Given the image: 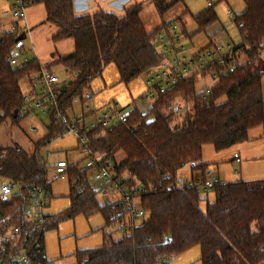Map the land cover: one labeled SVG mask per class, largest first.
I'll list each match as a JSON object with an SVG mask.
<instances>
[{"label": "trees", "instance_id": "1", "mask_svg": "<svg viewBox=\"0 0 264 264\" xmlns=\"http://www.w3.org/2000/svg\"><path fill=\"white\" fill-rule=\"evenodd\" d=\"M154 1L163 14L184 0ZM165 1L169 4H164ZM241 1L244 8L238 14L235 12L233 18L241 40L229 41L234 46L232 58L238 61V67L230 71L229 59L223 65L213 63L218 80L209 92L197 87L196 74L182 76L176 85L158 95L148 113L136 109L125 120L112 119L95 128L84 129L87 147L112 156L116 160L115 172L127 186L141 181L155 189L140 195L145 216L134 234L113 239L111 231L105 229L114 228L115 216L123 217V207L116 202L102 203L98 190L90 183L89 169L68 161L65 174L71 203L62 212L49 215L44 232L57 227L61 220L79 214L99 213L105 221L102 227L104 243L77 250L76 264H167L194 246L201 249L202 264L264 262V179L224 182L212 191L202 192L177 185V174L187 164H191L193 180L206 181L211 166L203 160L206 144L223 151L248 141L252 129L264 127V64L260 57L264 51V0ZM33 2H43L46 21L58 27L52 39L72 38L74 49L65 54H53L49 62L34 58L12 65L8 55L17 44L18 36H11L0 28V125L8 120L20 121L23 114L17 117L12 114L23 108L24 95L28 91L23 88V82L30 89L44 68L53 70L58 65L79 74L60 95L62 113L74 123L75 101L86 103V92H93V80L102 75L108 64H115L119 81L128 84L164 60V53L153 43L162 27L147 31L141 17L142 4L128 8L119 16L105 10L78 15L74 0ZM192 17L197 28L191 34L186 31L190 38L201 32L211 37V32L216 34L225 29L215 5ZM240 23L243 27H239ZM218 26L220 28L213 31ZM213 45L214 42L206 48ZM223 97L226 101L221 102ZM178 101L185 103V110L171 108ZM89 115L86 113V119ZM50 116L49 133L34 143L32 151L19 144L0 145V177L3 181L12 179L19 184L15 193L0 198L2 231L11 224L21 223L26 227L30 223L24 209L30 203L32 188L45 187L51 198L48 162L40 150L63 135L65 126L53 114ZM118 151L124 153L121 160L116 158ZM209 192L215 193L213 201L207 199ZM203 200H207L205 210L200 207ZM44 232L39 256L46 264Z\"/></svg>", "mask_w": 264, "mask_h": 264}, {"label": "rangeland", "instance_id": "2", "mask_svg": "<svg viewBox=\"0 0 264 264\" xmlns=\"http://www.w3.org/2000/svg\"><path fill=\"white\" fill-rule=\"evenodd\" d=\"M0 2H2L0 4V9L2 12H5L8 9V2L2 0ZM137 2L144 6L141 17L148 32L162 27V31L166 33L169 29V23L174 21L181 33V40L189 56L193 55L196 50H200L207 46L209 37L206 33L201 32L192 38L187 36V32L191 34L197 28L192 14H197L204 9V7H207L206 0H184L169 7L163 14L160 13L156 6L157 2L154 0H138ZM163 3L169 4L166 1ZM230 8L238 14L243 10L244 5L241 0H215V10L219 18L223 22L229 18L233 25L237 27L234 19L227 15L228 9ZM10 18L12 19L11 15L8 16L4 14L0 21L2 30L10 29ZM18 22L23 30H26L24 28L26 23L30 29V31L27 32V37L22 40L28 52L29 59L37 58L41 62H49L53 59V54H65L73 51L74 41L72 38L61 41H54L52 39V36L58 31V27L46 21V8L43 2L31 3L27 8L26 18ZM224 39H226L224 41L226 43L230 40L227 35L224 36ZM153 43L155 47L160 50L157 37L153 39ZM24 61L25 60L20 58L19 64ZM53 69L62 77L69 75L62 66L57 65L54 66ZM158 69L159 67L156 66L144 72L132 82L126 84L119 81L120 76L118 69L115 64L110 63L105 67L102 75L93 80L92 90L95 93V98L91 99L88 104L91 107L101 108L109 105L126 107L133 103L135 106L137 104V106L140 107V111L148 113L155 98L144 102L139 100V95L137 94L146 85V80L155 74ZM198 78L197 87L199 89H204L207 86L213 85L218 80L217 77L215 78L210 74H206L205 76L198 74ZM262 86L264 90V75L262 78ZM23 88L25 91L29 90L25 82H23ZM220 101H226V97L221 98ZM74 106L75 115L85 111V102L82 103L79 99L75 101ZM75 115H73L74 119ZM50 118V114L35 110L33 115H23L18 123H12L10 120L4 122L0 125V145L13 146L19 144L24 149L32 151L34 143L49 133ZM172 124L175 125L174 123ZM260 133H262V127L260 126L252 130L253 136H257ZM259 142L264 145V140ZM40 154L44 160L48 162L47 177L51 182V198L47 200L46 213L54 215L65 210L70 201L67 196L69 193L68 178L57 173L52 163L59 159H66L70 163H78L79 167L82 169L87 168L86 161L88 150L82 145L74 133L65 131L63 135L55 138L51 143L44 145L40 150ZM229 157H231V159L225 160V158ZM116 158L118 160L123 159L124 153L118 151ZM203 158L211 162V165H214L216 170L221 160L223 162L226 161L229 165L231 164L232 168L230 169L228 165L226 166V172L237 173L239 170V167H236L238 159L234 158V149L228 150L227 148L223 151H216L212 144H206L203 149ZM233 164H235V166H232ZM191 173V164H187L179 170L177 182L180 183L181 180H189ZM2 182L4 181L0 177V184ZM90 183L96 189L100 187V182L93 180L91 176ZM111 197L115 200L120 197V194L115 191ZM99 198H101L102 201L105 199V197L101 195H99ZM209 198L210 201L214 200L215 193L211 192ZM206 205L207 200L201 201L200 207L203 210L206 209ZM103 226L104 219L102 215L98 213L91 217L79 214L73 218L61 220L55 228H48L44 232V245L49 261H53L54 264H75V252L77 250L100 246L104 243ZM105 230L111 231L113 239H119L122 236L117 229L106 228ZM107 240H109V237ZM199 251L200 247L195 246L190 249L187 254L183 253V256H181L182 254L178 255L175 262L172 264H201L199 261ZM167 264H170V262ZM261 264H264V262Z\"/></svg>", "mask_w": 264, "mask_h": 264}, {"label": "built area", "instance_id": "3", "mask_svg": "<svg viewBox=\"0 0 264 264\" xmlns=\"http://www.w3.org/2000/svg\"><path fill=\"white\" fill-rule=\"evenodd\" d=\"M4 1L9 3V7L5 12L0 9V21L4 14L11 15L12 19L10 29L3 31L11 36L26 33L27 37V32L30 31L28 24L24 25L26 30H23L18 21L26 18L27 8L32 0ZM206 5L213 7L215 0H206ZM229 14L232 17L235 16L232 10H229ZM239 27H243V23H240ZM157 39L159 51L163 52L165 57L163 62L157 66L159 67L157 72L148 79L147 90L139 96V100L144 102L149 101V99H156L160 93H165L169 88L176 85L182 76L196 74L198 77V74L205 76L204 74L207 73L218 78V72L214 70L215 64L213 65L215 62L223 65L229 59L230 71H234L239 64L237 60L232 58L234 46L226 42L216 43L189 56L181 40V33L174 21L169 23V29L166 33L161 31L158 34ZM260 57L264 63V51ZM20 58L29 59L22 41L17 42L8 55V60L12 65L19 64ZM78 75L77 72H69L68 76L62 77L54 69H42L24 95L21 114L33 115L35 110L53 114L57 120L63 123L65 131L72 132L78 137L82 145L88 150L86 166L90 171V176L93 180L100 182V187L97 188L98 194L105 197L106 203L116 202L123 207V217L119 214L115 216L114 229H117L122 235L134 234L137 224L145 216L140 195L155 188L153 185L148 186L141 181H137L132 187L127 186L115 172L116 160L112 156L106 153L93 152L87 147L84 129L95 128L112 119L125 120L136 111L137 107L133 103L126 107H118L117 105L101 108L91 107L88 102L94 99L95 95L88 90L85 94V111L75 115L74 123H70L62 113L60 95L63 89L70 87ZM204 89L209 92L211 85ZM171 108L174 111H183L185 104L177 102ZM86 113L90 114L88 122ZM69 164L66 159H59L52 163L57 173L64 176H66L65 173ZM221 183H224L223 180L213 171L208 170L204 183L190 178L189 180H181L180 183L177 182V185L194 187L197 191L202 192L212 191L216 185ZM18 189L19 184L15 180L7 179L0 184V198L5 199ZM115 191L120 194V197L113 200L111 196ZM48 199V192L45 187L32 188L30 203L24 209V215L30 223L26 227H23L21 223H15L11 224L5 231L0 230V264H45L40 261L39 255L42 252L41 235L49 220V215L46 213ZM166 239H168L167 236ZM46 264H53V262L48 260Z\"/></svg>", "mask_w": 264, "mask_h": 264}, {"label": "crops", "instance_id": "4", "mask_svg": "<svg viewBox=\"0 0 264 264\" xmlns=\"http://www.w3.org/2000/svg\"><path fill=\"white\" fill-rule=\"evenodd\" d=\"M2 1H4V0H2ZM137 1L138 0H74V4H75V12L78 15L89 14V13L93 14L99 10H105L108 12L115 13L119 16H123L126 13V10L128 8L138 4ZM1 3L2 2H0V4ZM8 7H9V3H8ZM205 8H207V7H204V9ZM204 9H202V10H204ZM229 10H232V8L228 9L227 15H228V17H231L233 19L234 17L230 16ZM234 14H235V12H234ZM220 22L222 24V27L225 28L224 31L223 32L219 31L216 34H213L214 32L213 33L211 32L212 35H211V37L208 36L209 40L207 42V46H209L213 42H214V45L216 43L224 42L226 40V39H224L225 35H227V37L230 38L229 41L232 40L234 42H238L241 40V37L238 33L237 27H235L233 25L232 21L229 18H227V20H224V22L220 19ZM219 26H221V25H219ZM219 26L215 27V29L213 31H215L216 29H219L220 28ZM229 41H228V43H232ZM202 49H204V48H202ZM200 50H196V52H198ZM66 76H68V75H66ZM147 81L148 80H146V85L144 86V88H142L141 91L137 95L140 96L141 94H143L147 90V88H148V87L146 88ZM263 93H264V90H263ZM139 96H138V98H139ZM130 105H132V104H130ZM136 107H137V109L140 110V107L137 106V104H136ZM178 120L180 121L181 119L178 118ZM176 123H178L177 120H176ZM260 127H262V133H260L259 135L253 136L252 135L253 129H252L250 131V139L248 141L235 144L232 147L228 148V150L234 149V158L238 159V164H236V167H239L238 168L239 170L237 173L226 172L225 170L227 169V167H226L227 165L229 166V169L232 167H231V164L229 165L228 163H226V161L223 162L222 160H221L220 164H218L217 170L214 168V165H211L209 170L213 171L214 174H216L218 177H220L223 180V182H235V181H240V180L253 181V180L264 179V145L259 142V141L264 140V127L263 126H260ZM236 154H237V156H235ZM226 159H231V157L225 158V160ZM203 160L205 162H209V161L205 160L204 158H203ZM209 163H211V162H209ZM232 166H235V164H233ZM222 168H223V172H222ZM190 176H191V174H190ZM210 193L211 192H209L207 194L208 200L210 199L209 198ZM67 196L69 197V193ZM99 199L102 203L105 202V199H103V201L101 200V198H99ZM69 201H70L69 202V205H70V203H71L70 197H69ZM69 205L67 207H69ZM95 214H98V213H95ZM93 215H90V216L85 215V216L91 217ZM104 224H105V221H104ZM96 247H98V246H96ZM90 248H95V247H90ZM192 248H190V249H192ZM84 249H86V248H84ZM190 249L183 252V253L187 254L190 251ZM45 253H46L47 259L49 260V258L47 256V252H46V247H45ZM183 253H182V255L181 254L180 255L183 256ZM200 256H201V249L199 251V261L201 262ZM175 260H176V257L174 259H172V262H170V264L174 263ZM53 264H54V262H53ZM75 264H76V257H75ZM201 264H202V262H201Z\"/></svg>", "mask_w": 264, "mask_h": 264}, {"label": "water", "instance_id": "5", "mask_svg": "<svg viewBox=\"0 0 264 264\" xmlns=\"http://www.w3.org/2000/svg\"><path fill=\"white\" fill-rule=\"evenodd\" d=\"M24 38H26V33H22L19 35L16 39L17 42L22 41ZM21 113L20 109H17L15 112H13V117H17Z\"/></svg>", "mask_w": 264, "mask_h": 264}]
</instances>
